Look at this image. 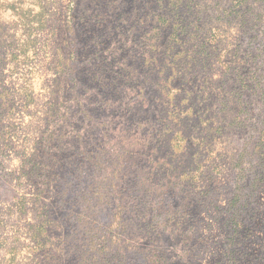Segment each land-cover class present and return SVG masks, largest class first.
Wrapping results in <instances>:
<instances>
[{
  "label": "rangeland",
  "instance_id": "1",
  "mask_svg": "<svg viewBox=\"0 0 264 264\" xmlns=\"http://www.w3.org/2000/svg\"><path fill=\"white\" fill-rule=\"evenodd\" d=\"M0 264H264V0H0Z\"/></svg>",
  "mask_w": 264,
  "mask_h": 264
}]
</instances>
